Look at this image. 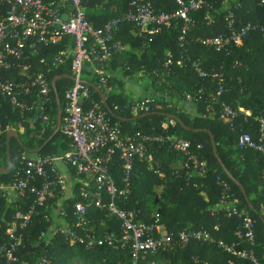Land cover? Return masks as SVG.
Returning a JSON list of instances; mask_svg holds the SVG:
<instances>
[{"label": "trees", "instance_id": "obj_1", "mask_svg": "<svg viewBox=\"0 0 264 264\" xmlns=\"http://www.w3.org/2000/svg\"><path fill=\"white\" fill-rule=\"evenodd\" d=\"M156 13H174L178 10L175 0H147ZM188 1V0H186ZM205 0L204 6L189 14L194 23L189 27L181 45L179 36L185 23L173 19L168 28H163L157 35H148L130 23H122L115 40L126 47L125 51L113 58L108 64L109 76L106 88H101L88 63L85 64L84 76L92 96L100 102L97 88L106 96L104 109L112 120L119 121L124 136L142 133L152 136L174 135L189 141L192 151L206 162L203 176L192 174L191 170L179 169L183 160L181 154L170 152L166 145L150 144L155 165L149 168L146 163L137 162L131 176V196L123 208L141 210L146 214L157 213L161 220V233L180 231H203L216 242L237 244L236 250L248 249L243 240L242 219L228 216L221 206L225 192L218 185V180L228 185L229 203L234 202L238 211H244L255 222V253L264 264V177L262 171L264 158L253 150H240L237 147L240 134H249L257 138L255 117L264 118V0ZM88 21L96 28L102 27L112 19L118 18L130 10L126 0H83ZM232 17L233 27L240 29L252 24L255 30L249 32L241 44L230 48L229 53L216 52L214 48L202 45L207 38L228 34L227 19ZM73 47L70 38H64L57 44L40 45L36 54H29L24 63L31 65V75L43 73L49 82V104L47 115L50 121L46 125L39 118V111H21L13 106L9 99L0 96V125L5 134L0 138V168L8 166L6 136L10 130L18 138L10 141V171L0 174V184L7 185L22 177L23 157L37 153L41 156L59 158L68 152L71 142L60 131L55 133L58 102L63 112L65 93L70 89L69 56L64 66L53 67V58L62 51ZM174 57L173 64L165 66L168 55ZM180 58V60H179ZM41 60L42 63L40 62ZM177 60L180 62L177 63ZM22 63V62H20ZM19 62H13V68L1 73L4 80L21 81ZM19 64V65H18ZM200 69L197 72L195 65ZM116 71V72H115ZM223 76L224 91L216 96L218 81L215 74ZM57 79L55 86L51 85ZM122 76V77H121ZM128 76L129 79L123 78ZM146 78L148 88L142 98L132 100L125 91L127 80L132 77ZM106 89H110L106 91ZM148 91L165 94L156 103L160 108L151 107L147 113L134 116L130 112L131 103L144 99ZM202 91L200 95L198 92ZM36 89L19 101L27 106L38 101ZM200 97L191 104L195 113L184 111L179 104L185 102V95ZM169 102L173 107L167 108ZM180 107L177 110L175 106ZM222 105H227L238 113L242 109L250 113H238L232 127L220 120ZM114 106L117 110H114ZM173 120L175 125L167 132L162 125ZM33 124H30L33 122ZM23 128V133L19 132ZM214 138L220 162L215 157L211 144ZM200 145L202 149L196 150ZM71 196L66 200H50L55 207H64L62 213L53 215L49 221L44 215L52 209L40 208L31 217L30 225L24 234V242L16 253L18 261L14 264H125L130 260L128 251H116L108 247L88 250L84 244L75 243L51 230L74 221L71 206L82 201L80 184L76 182L73 170L67 169ZM114 176H120L119 162L115 159ZM75 181L76 183H72ZM39 186V183L37 187ZM160 188L159 201L144 202L142 196H156ZM245 191V196L242 192ZM148 201V200H147ZM34 197L28 193H18L9 201V194L0 193V238L15 219L17 212L25 214L33 205ZM68 207V208H67ZM62 208V210L64 209ZM89 224L97 234L118 232L119 225L112 219L105 218V213L90 211ZM150 220V219H148ZM1 241V240H0ZM3 240L1 241V243ZM0 243V244H1ZM195 260L197 262H195ZM250 264L229 253L223 252L215 244L192 241L188 246L174 252L162 251L149 256L140 264ZM0 264L5 260L0 256Z\"/></svg>", "mask_w": 264, "mask_h": 264}, {"label": "built area", "instance_id": "obj_2", "mask_svg": "<svg viewBox=\"0 0 264 264\" xmlns=\"http://www.w3.org/2000/svg\"><path fill=\"white\" fill-rule=\"evenodd\" d=\"M126 1L130 7L127 13L96 28L86 17L83 0H0V96L9 99L11 104L21 111L38 110V118L46 125L50 124L47 115L49 82L43 73L31 75V65L24 62L28 60L29 54L37 53V47L40 45L57 44L64 38H70L73 43L71 50L59 52L51 62L53 67L64 66L68 57L72 56V85L65 93L66 102L59 130L70 140L71 149L59 158L41 156L38 153L24 156L22 177L7 185L0 184L1 194L28 193L34 197L29 210L25 214L17 212L4 237L0 238L3 240L2 243L0 241V256L5 260V264L18 261L16 253L24 242V234L30 225L31 217L38 209L50 207L53 210L52 213L44 215L47 221L58 213L66 217V208H54L49 204L50 200L64 201L71 196L68 175L57 167L62 164L66 169L74 171L76 182L80 184L79 195L82 201L74 202L71 206L74 221L70 226H57L51 230V235L59 234L69 241L84 244L88 250L108 247L116 251H128L130 260L125 264H140L151 255L162 251L174 252L177 248L188 246L192 241L215 244L217 248L239 260L261 264L255 253V222L246 212H239L234 202L229 203L228 185L224 181L218 180V185L225 192L221 206L227 210L228 216L242 219V242L248 249L236 250L237 244L216 242L203 231L161 233V220L157 213L148 215L140 209L123 208L131 196V176L135 164L143 162L149 168L155 165L151 153L148 152L150 144L166 145L170 152L181 154L183 160L179 169L191 170L188 179L193 177V173L203 176L206 171V162L192 151L189 141L174 135L152 136L135 133L124 136L119 121L111 119L104 109L103 102L91 99L92 93L84 76L85 64L90 65L99 87L106 88L110 76L107 72L108 64L125 51V47L115 40L122 23H130L142 31L146 30L147 34L152 36L159 34L163 28H168L173 19H181L185 23L179 36V43L182 45L189 27L194 25L189 14L200 10L205 4V0H175L178 10L166 14L156 13L147 0ZM233 21L232 17L227 19V35L204 39L201 41L202 45L228 54L230 48L240 45L242 39L256 28L252 24H246L238 30L233 27ZM15 61L22 62L19 73L24 80H4L1 73L13 68ZM173 61V55L169 54L165 66H171ZM194 65L202 76L199 66ZM213 78L218 81L216 96H220L224 91L223 76L218 73ZM34 89L38 98L36 103L27 106L19 101L21 96L29 95ZM201 93L202 91H199L198 95ZM160 97L167 98L165 94L148 91L144 99L131 103V114L136 116L139 113H147L152 106L159 109L160 105L156 103V99ZM199 98L190 94L184 97L186 103ZM166 107L172 108V102ZM175 107L180 110L177 105ZM114 110H117L116 106ZM238 113L250 115L240 108ZM238 113L229 106L222 105L220 120L232 127ZM253 120L257 126V138L254 139L245 133L240 134L237 147L240 150L258 152L264 158V118L255 117ZM174 125V121L169 120L162 125V130L167 132L169 127ZM5 132L0 125V138ZM201 149L200 145L196 147L198 151ZM115 159L119 162L118 177L114 176ZM262 176L264 177V167ZM93 210L104 212L105 218L116 221L119 225L118 232L97 234L89 226L92 221L89 220V214ZM73 264L84 263L75 261Z\"/></svg>", "mask_w": 264, "mask_h": 264}, {"label": "water", "instance_id": "obj_3", "mask_svg": "<svg viewBox=\"0 0 264 264\" xmlns=\"http://www.w3.org/2000/svg\"><path fill=\"white\" fill-rule=\"evenodd\" d=\"M62 76L58 77V78H55L52 80L51 82V85L55 86V82L57 79H60ZM99 94H100V97H101V100L103 103H105V99H106V96L104 94L101 93V91L97 88L96 90ZM58 104V113H57V118H56V125H55V133L59 132L60 130V126H61V122H62V118H63V115H62V110H61V107L59 105V102L57 103ZM12 138H18V134L13 131V130H10L8 133H7V136H6V150H7V160H8V166L6 169H1L0 168V174H3V173H9L10 171V168H11V165H10V162H11V159H10V141ZM211 144H212V147H213V151H214V154H215V157L218 159V161L220 162V159H219V156L217 154V149H216V145H215V141H214V138L211 137ZM38 151H36L37 153ZM242 192L245 196V191L242 189Z\"/></svg>", "mask_w": 264, "mask_h": 264}, {"label": "crops", "instance_id": "obj_4", "mask_svg": "<svg viewBox=\"0 0 264 264\" xmlns=\"http://www.w3.org/2000/svg\"><path fill=\"white\" fill-rule=\"evenodd\" d=\"M125 47V46H124ZM125 49H126V47H125ZM116 72V71H115ZM136 78L137 77H132V79H135L136 80ZM132 80H127V82H126V86H125V91H126V94L128 95V97L129 96H131V99L132 100H136V99H138V98H140L141 96H143L144 95V92H142V90H139V89H142V87H140L139 85H140V83L139 82H137V81H139V78H137V81H134V82H131ZM133 86H135L137 89H134L133 90ZM109 92H110V89H109ZM142 98V97H141ZM180 106H181V108L184 110V111H186V112H188V113H192V114H194L195 113V111H194V109H193V107H192V105L191 104H188V103H186V102H182L181 104H179ZM29 157V156H28ZM57 167L59 168V170L60 171H62V172H68L67 171V169L62 165V164H58L57 165ZM15 196L16 195H14V194H12V193H10L9 194V198L10 199H13V198H15Z\"/></svg>", "mask_w": 264, "mask_h": 264}, {"label": "rangeland", "instance_id": "obj_5", "mask_svg": "<svg viewBox=\"0 0 264 264\" xmlns=\"http://www.w3.org/2000/svg\"><path fill=\"white\" fill-rule=\"evenodd\" d=\"M110 75H112L113 73H109ZM122 77V76H121ZM123 78H125V79H129L128 78V76H123ZM134 81H137V78H136V80L135 79H133L131 82H134ZM137 82H139L140 83V87H142V89H139V90H142V92H144L145 93V89L146 88H148V80L146 79V78H139V81H137ZM127 85V84H126ZM134 89H137L135 86H133V90ZM129 98H131V96H129ZM141 98V97H140ZM34 123V121L33 122H31L30 124H33ZM19 132L20 133H23V128L22 127H19ZM156 196H154V197H148V196H142V200L144 201V202H150V200H153V199H155L157 202L159 201V195H160V188H158V189H156ZM10 200H12V199H10L9 198V201ZM148 200V201H147ZM52 205V204H51Z\"/></svg>", "mask_w": 264, "mask_h": 264}]
</instances>
